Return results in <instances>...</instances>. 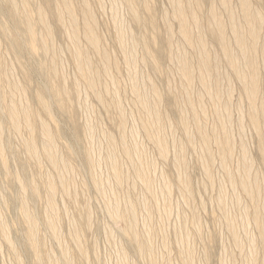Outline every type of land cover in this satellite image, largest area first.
Returning a JSON list of instances; mask_svg holds the SVG:
<instances>
[{"label": "rangeland", "instance_id": "obj_1", "mask_svg": "<svg viewBox=\"0 0 264 264\" xmlns=\"http://www.w3.org/2000/svg\"><path fill=\"white\" fill-rule=\"evenodd\" d=\"M16 1L20 14L11 11L9 0H0V21L8 26L10 39L22 44L13 47L0 28L4 77L0 83V145L7 162L4 168L0 160V264H38L37 257L39 264H263L264 233L255 226L251 213L264 206V163L258 153L260 138L249 122L250 102L236 74L238 68L245 73L250 70L244 59L246 50L237 45L233 34L234 28L239 29L248 44L249 28L242 19L240 1L223 5L220 0H200L199 9L193 5L195 12H191L189 0H134L144 20L139 25L127 0H70L79 26V48L90 58L84 65L94 76V91L78 69L69 13L64 11L61 24L48 6L53 1L61 8L62 0H27L38 40L33 52L27 45L24 0ZM85 2L100 39L99 51L93 50L84 34ZM250 2L262 19L256 67L261 78L257 104L264 107V0ZM177 3L185 6L192 45L179 31ZM36 7L45 10L52 28L49 38ZM191 13L198 23L191 21ZM217 17L225 24L224 43L219 39ZM155 33L156 43L151 47L161 66L157 72L144 51ZM42 40L49 44L46 52L41 49ZM223 47L236 60L234 66H229ZM205 55L210 61L203 65ZM185 58L192 65L189 82L180 66ZM38 93L48 101L52 116L36 99ZM12 102L20 110L32 111L31 130L25 122L19 132L13 130L6 113ZM156 114L162 116L157 124ZM41 120L56 136L53 161L43 150ZM260 121L264 123V118ZM225 134L233 143L231 157L217 141ZM204 136L210 141L205 142ZM32 138L38 145L36 157L27 150L26 143ZM157 140L165 142L161 145ZM115 168L122 173L121 180L115 177ZM243 168L249 170L247 181L256 202L239 184L246 175ZM18 178L25 183L26 194ZM48 180L53 181L55 195L47 188ZM167 182L173 186L170 191ZM27 186L38 191L33 195ZM50 199L57 203L54 210H50ZM24 203L35 220L36 252L28 245L30 225ZM129 229L144 239L143 253L127 238ZM3 232L11 237V244Z\"/></svg>", "mask_w": 264, "mask_h": 264}, {"label": "bare ground", "instance_id": "obj_2", "mask_svg": "<svg viewBox=\"0 0 264 264\" xmlns=\"http://www.w3.org/2000/svg\"><path fill=\"white\" fill-rule=\"evenodd\" d=\"M48 1V0H47ZM173 1V0H172ZM171 1V2H172ZM240 1V4H241V9H242V19H244V22L248 25V28H249V34H250V40L248 41V44H246V42H244V41H242V36L241 35H239L238 34V31H239V29H236L235 30V28H234V26L231 28V29H233L234 28V33L233 34H235V36H236V42L238 43L237 45H239V47H241L242 49H243V52L246 54V56L244 57V59H245V62H247V64H249V66H247V67H249V68H246L247 70L248 69H250L248 72H246L245 73V71L243 72L242 70H239V68L236 66V69H237V77L239 78V81L241 80V82H242V84H243V92L245 93L244 95H245V97H246V99H247V97H248V99H249V101L248 102H250V103H248V104H250V106L248 107V108H251L250 109V114H248L249 116V122H251L252 124H253V126H254V129H255V132H256V134H257V136L260 138V140H259V145H258V153L260 154V159H261V161L264 163V123H261V118H264V117H262V116H264V107H260L261 105H259V107H258V104H257V99H258V96H259V90H260V85H259V82H260V77H259V72H258V70H257V67H256V65H258L256 62V54H257V50H258V48H257V45H258V39H259V35L260 34H258L259 33V27H260V24L258 23L259 21H261L262 19H261V15H260V12H258L257 10H254L253 8H252V4H251V2H250V0H239ZM9 2L11 3V6H12V8H11V11H13L14 13H16V14H20V11H19V5H18V3H17V1L16 0H9ZM27 0H24L23 1V4H24V6H23V14H22V16H23V20H24V24H25V26H26V28H27V45H28V48L33 52V51H36L37 50V33H36V31H35V28H34V26H33V24H32V22H33V19H34V13H33V11H29L28 10V7H27ZM51 1H49V3H50ZM176 2H179L180 3V0H178V1H176ZM182 2V1H181ZM220 2H221V4H223V5H227L228 3H229V0H220ZM127 3H128V6L131 8V10H132V15H133V20L137 23V24H139L140 25V23H142V21H144V20H142L143 18H141L140 17V15H139V13H138V10H137V8L134 6V0H127ZM179 3H177V5H178V7H177V10H176V17H177V20L179 21V28H180V33H181V36H183L184 37V40H186L189 44H191L192 45V36L190 35L191 34V32H190V34H189V31H191V30H189V21H188V19H187V16H186V9H185V6H183V5H181V4H179ZM200 0H189V7H190V10H192L191 12H195V8H194V6L197 8V9H199V7H200ZM175 5V4H174ZM194 5V6H193ZM48 6L49 7H51V10H55V13H54V15H55V19L59 22V23H61V24H64V22H63V19H64V16H63V14H64V11L65 10H67V12L69 13V16H70V25H71V27H72V35H71V38L73 39V42H74V44H75V46H76V50H77V54H78V58H79V60H78V62H79V68L78 69H80V73H81V75L86 79V81H87V83L89 84V87L91 88V90L92 91H94L95 89H94V87H95V85H96V83H94V79H93V77L91 76V75H93V74H89L88 73V71H90V69L89 70H87L88 68H86L85 69V65L84 64H86L87 65V62L89 63L90 61V58H88V56L86 55V54H84L83 53V51L79 48V46H80V42H79V39H78V24H77V20H76V16H75V12H74V10L72 9V7H71V4H70V0H62V7L60 8L58 5H56V4H54V2L52 1V3H50V4H48ZM176 7V6H175ZM188 7V6H187ZM186 7V8H187ZM189 7L187 8V9H189ZM202 7V6H201ZM36 13H37V15H38V18H39V21L43 24V25H45L46 26V30H47V38H49L50 36H51V32H52V28L50 27V25H48L47 24V20H46V14H45V10H43V8L42 7H36V9L34 10ZM199 11H201V8H200V10ZM231 14V13H230ZM36 15V14H35ZM85 15L87 16L86 17V19H85V21H84V34H85V37H86V39H88V41H89V43H90V45H91V47L93 48V50H98L99 49V43H100V39H98V36H97V34L95 33V29H94V19H93V17H92V15H91V10L89 9V6H88V4L85 2ZM215 15V14H214ZM146 18H148V17H146ZM233 18V17H232ZM148 19H150V20H147L148 22H150V23H153L152 22V18H148ZM176 19V18H175ZM214 19H216V17L214 18ZM217 19H218V17H217ZM145 21H146V19H145ZM177 21V22H178ZM191 21L192 22H195V24L196 23H198V20H197V17H196V15L194 14V13H191ZM232 21V20H231ZM147 22V23H148ZM217 22H219V35H220V40L222 41V43H224V34H223V30H225V29H223V25H225V24H223V21L222 20H220V19H218L217 20ZM243 22V21H242ZM144 24V23H143ZM194 24V25H195ZM237 24V23H236ZM217 27H218V25H217ZM236 27V26H235ZM0 28H1V30L3 31V33H4V35L6 36V37H8V39H9V41L11 42V45L13 46V47H15V48H20V47H22V44L17 40V39H15V38H11L10 39V35H9V29H8V26L4 23V22H2V21H0ZM238 30V31H237ZM241 34V33H240ZM156 33L154 34V35H152L151 36V38L149 39V41L146 43V46H145V42L143 43L144 44V51H145V53H146V55L145 56H147V58H148V60L149 61H151V62H149V64H151L152 66H153V69H154V71H159L160 69H161V66L159 65V63H158V57L156 56H154V54H153V52H152V47H153V44H155L156 43V39H157V37H156ZM141 37V36H140ZM143 37V36H142ZM202 38L203 37H201V38H199V40L201 39L202 40ZM144 38H142V40H143ZM152 39V40H151ZM245 40H246V38H244ZM200 40V41H201ZM138 41V40H137ZM203 41V40H202ZM201 41V42H202ZM226 41V40H225ZM201 42H199V43H201ZM245 44H244V43ZM219 43V42H218ZM226 43V42H225ZM228 43V42H227ZM139 44V43H138ZM41 49H43L42 51H48L49 49H50V47H49V44H48V42H47V40H42L41 41ZM203 45V44H202ZM204 45H205V43H204ZM141 46V45H140ZM152 46V47H151ZM190 46V45H189ZM81 47V46H80ZM222 47V46H221ZM260 48V47H259ZM223 49H224V47H223ZM99 51V50H98ZM225 51V52H224ZM224 55H226V58L228 57V61L230 62V65L229 66H231V65H233L234 66V63H236L235 61H234V58H233V56H232V58H231V56L228 54V52L226 51V49H224ZM247 51H250L251 53H247ZM259 51V50H258ZM160 53H162V51L160 52ZM104 54H106V53H104ZM103 54V55H104ZM107 55V54H106ZM162 55V54H161ZM206 57H204L205 58V61H202V63H203V65L204 64H206L205 62H207V61H210V60H206V59H208L209 57H207L208 55H205ZM244 56V55H243ZM181 57V56H180ZM107 58V56L105 57V59ZM146 58V59H147ZM145 59V60H146ZM183 59V58H182ZM181 59V60H182ZM186 59V58H185ZM180 60V61H181ZM202 60V59H201ZM204 60V59H203ZM147 61V60H146ZM180 61H178V62H180ZM189 61H187V59L186 60H182V62H180L181 63V65L180 66H182V71H183V76L185 77V78H187L186 80H188V79H190V77H191V74L193 75V72H192V65H190L189 63H188ZM245 62H243V63H245ZM208 63H210V62H208ZM262 63H264V59L262 60ZM150 65V66H151ZM200 65H202V64H200ZM236 65H238V64H236ZM206 67H205V69H208V67H207V65H205ZM209 66V65H208ZM211 66V65H210ZM232 67V66H231ZM230 67V68H231ZM233 68H235V67H233ZM107 69V68H106ZM232 69V68H231ZM236 69H234V70H236ZM107 71H109V70H106V73H107ZM181 71V72H182ZM206 72H207V70H206ZM91 73V72H90ZM235 74V75H236ZM3 73H2V71H0V83H1V81L3 80ZM260 78V79H259ZM237 79V78H236ZM262 81V80H261ZM264 81V80H263ZM188 82H189V80H188ZM192 82V81H191ZM206 84V83H205ZM206 86V85H205ZM262 86V85H261ZM1 87V86H0ZM262 87H264V86H262ZM90 90V91H91ZM95 94V93H94ZM154 94V93H153ZM160 94V93H159ZM246 94H247V96H246ZM155 95L157 96L158 95V89H156L155 88ZM99 96V95H98ZM159 96V95H158ZM100 97V96H99ZM1 98V97H0ZM96 98V97H95ZM156 98V97H155ZM38 101H39V103H40V105H41V107L44 109V111L46 112V114H48L49 116H52V114H51V108H50V105H49V103H48V101L47 100H45L44 98H43V96L40 94V93H38V95H37V98H36ZM14 100V99H13ZM15 100H17V99H15ZM98 100H100V98H98ZM2 102H3V99H2ZM16 102V101H15ZM15 102L13 103V104H10L9 105V107L7 108V110H6V113H7V115L8 116H10V122H11V124H12V126H13V130H17L18 132L20 131L19 129H20V126H21V123H26V125L29 127V129L31 130L32 129V126H33V124L31 123V117L33 116L32 115V111H30L29 110V108H22V110H20V108L15 104ZM145 104V103H144ZM145 106V105H144ZM148 105L146 104V107H147ZM263 106V105H262ZM144 109H146L145 107H144ZM148 109V108H147ZM1 110V109H0ZM248 112V113H249ZM157 116V114L155 115V117ZM161 117L162 116H160V115H158L157 116V120H156V118H155V120H156V124L160 121L159 119H161ZM154 120V121H155ZM159 120V121H158ZM158 121V122H157ZM162 123V122H161ZM1 124H2V122H1V120H0V128H1ZM10 124V125H11ZM166 124V123H165ZM167 125V124H166ZM184 125V124H183ZM158 126V125H157ZM162 127V126H161ZM147 129V128H146ZM41 130H42V135H43V142H42V144H43V150H44V153L46 154V157L48 158V159H50L51 161H53L54 159H53V157H54V155H55V158H56V153L57 152H55L56 151V144H55V134H53V132H52V129H50V127H49V125H48V123L45 121V120H41ZM147 130H149V129H147ZM159 130V129H158ZM16 131V132H17ZM224 131V130H223ZM226 132V131H225ZM224 132V133H225ZM227 133V132H226ZM159 136V135H158ZM223 137L221 138V140H218L217 138H215V140L217 139V141H221L220 143H219V145H221V148L223 149V151L225 152V155H228V156H230V155H233V149H232V146H233V143H232V140L230 139V135L229 134H225V135H222ZM2 136H1V131H0V143H1V138ZM207 138H208V136H207ZM207 138L205 139V136H204V140H205V142H209L210 140L208 139L207 140ZM153 139V138H152ZM156 139V138H155ZM112 140V139H111ZM160 140V139H159ZM159 140H157V142L159 143L160 142V144L163 142H161V141H159ZM113 141V140H112ZM155 142V141H154ZM165 142V141H164ZM163 142V143H164ZM162 143V144H163ZM27 145H28V148H27V150L30 152V154H31V156L33 155V156H35V155H37V153H38V145L36 144V142L33 140V138L32 139H30V140H28L27 141V143H26ZM159 144V145H160ZM161 144V145H162ZM168 144V143H167ZM167 144H165V145H167ZM180 144V143H179ZM206 144H208V143H206ZM211 144V143H210ZM165 145H164V147H165ZM216 145V144H215ZM208 146V145H207ZM211 146V145H210ZM161 147V146H160ZM174 147V146H173ZM172 147V148H173ZM177 147V146H176ZM220 147V146H219ZM124 148V147H123ZM126 148V147H125ZM170 148V147H169ZM205 149H206V147H205ZM126 150H128V149H125V151ZM132 150V149H131ZM134 150V149H133ZM163 150V149H162ZM165 150V152H166V148L164 149ZM163 150V151H164ZM184 150V149H183ZM246 150V149H245ZM129 151V150H128ZM127 151V152H128ZM161 151V150H160ZM169 151V150H168ZM124 152V151H123ZM206 152L208 153V151L206 150ZM243 152V151H242ZM90 153V152H89ZM161 153H164V152H161ZM126 154V153H125ZM124 154V155H125ZM209 154H210V152H209ZM128 154H126V156H127ZM222 156L224 155L223 153L221 154ZM246 154H244V156H245ZM248 155V154H247ZM88 157L87 158H89V155H87ZM161 157H163V155H160ZM184 156V155H183ZM36 157V156H35ZM111 157V156H110ZM114 157V156H113ZM128 157V156H127ZM132 157V156H131ZM130 157V158H131ZM221 157V156H220ZM224 157V156H223ZM231 157V156H230ZM233 157V156H232ZM168 158V157H167ZM178 158V157H177ZM246 158V157H245ZM211 159H213V158H211ZM222 159V158H221ZM231 159V158H230ZM0 160H1V163H2V165H3V167L4 168H6V166H7V162H6V160H4V158H3V152H2V149H1V145H0ZM57 160V159H56ZM60 160V159H59ZM115 160H117V159H115ZM58 161V160H57ZM56 161V162H57ZM109 161H111V160H109ZM113 161V160H112ZM167 161V160H166ZM169 161V160H168ZM176 161V160H175ZM184 161V160H183ZM182 161V162H183ZM245 161V160H244ZM244 161H242V162H244ZM92 162V161H91ZM94 162V161H93ZM114 162V161H113ZM139 162V161H138ZM246 162L247 161H245V164H246ZM176 163V162H175ZM184 163V162H183ZM51 164H52V162H51ZM54 164V163H53ZM111 164V163H110ZM115 164V163H114ZM139 164V163H138ZM244 164V163H243ZM178 165V164H177ZM176 165V166H177ZM212 165V164H211ZM112 166V165H111ZM246 166V165H245ZM56 167V166H55ZM113 167H114V165H113ZM242 167H243V165H242ZM247 167V166H246ZM249 168H252V167H249ZM142 169V168H141ZM174 169V168H173ZM206 169V168H205ZM208 169V168H207ZM244 169V168H243ZM253 169V168H252ZM178 170V169H177ZM244 170H247V168H245ZM243 170V171H244ZM113 171L115 172L114 174H115V177L117 178V180H121L122 179V173L121 172H119V169H117V168H115V170L113 169ZM179 171V170H178ZM206 171V170H205ZM227 171V170H226ZM138 172H139V170H138ZM210 172H212V171H210ZM207 173V172H206ZM229 172H227V174H228ZM252 173V172H251ZM144 173H142V175H143ZM211 174V173H210ZM245 174L247 175H243L244 176V179L242 178H240L241 180H240V182H239V184L241 185V189H243V192L245 193V194H247L248 195V197H250V198H252L253 200L252 201H254V202H256V200L254 199V198H256L255 197V193H254V190H253V188H252V184L251 183H249L247 180L249 179V178H247L249 175V170H247V171H245ZM141 175V174H140ZM238 175V177L240 176V174H237ZM242 175V174H241ZM145 176V175H144ZM147 176V175H146ZM179 176H180V174H179ZM178 176V177H179ZM207 176H208V174H207ZM114 177V178H115ZM228 177H229V175H228ZM234 177V176H233ZM254 177H255V174H254ZM258 177V176H257ZM115 178V179H116ZM141 178V177H140ZM150 178V177H149ZM211 179H212V177H210ZM138 180V179H137ZM166 180V179H165ZM178 180V179H177ZM210 180V179H209ZM49 181V180H48ZM60 181V180H59ZM140 181V180H139ZM143 181V180H142ZM182 181V180H181ZM250 181V180H249ZM256 181V180H255ZM260 181V180H259ZM17 182L20 184V188L24 191V193H25V190H26V188H25V186L26 185H24L25 183L21 180V179H17ZM117 182V181H116ZM183 182V181H182ZM210 182H211V180H210ZM257 182H258V180H257ZM17 183V184H18ZM48 183V186H47V188L51 191V193L52 194H56L55 193V191H56V189H55V186L53 185V181L51 182V181H49V182H47ZM61 183H63V182H61ZM184 183V182H183ZM213 183V182H212ZM260 183V182H259ZM118 184H119V182H118ZM148 184H149V182H148ZM151 184H152V182H151ZM171 184V183H170ZM185 184V183H184ZM232 184H234L233 182H232ZM261 184V183H260ZM259 184V185H260ZM182 185V184H181ZM62 186V185H61ZM148 186V185H147ZM164 186H165V184H164ZM166 186L168 187V189H169V191L171 190V189H173L170 185H169V183L167 182V184H166ZM186 186V185H185ZM255 186V185H254ZM28 187V186H27ZM191 187V186H190ZM235 188H236V186H234ZM258 187V189L260 188L259 186H257ZM29 189H31V191L33 192V195H35L36 194V192L38 191V189L36 188V187H28ZM96 188H97V186H96ZM149 188V187H148ZM189 188V187H188ZM66 189V188H65ZM167 189V188H166ZM180 189V188H179ZM182 189V188H181ZM255 189H256V187H255ZM151 191H152V188L150 189ZM183 190V189H182ZM188 190V189H187ZM223 190V189H222ZM98 191V190H97ZM168 191V192H169ZM181 191V190H180ZM189 191V190H188ZM235 191V190H234ZM264 191V190H263ZM149 192V191H148ZM257 192V191H256ZM260 191H258V193H259ZM172 193V192H171ZM189 193V192H188ZM26 194V193H25ZM149 194V193H148ZM185 194V193H184ZM191 194V193H190ZM192 194H194V193H192ZM261 194V193H260ZM167 195V194H166ZM183 195V194H182ZM258 195V194H257ZM169 196H171V195H169ZM184 196V195H183ZM187 196H188V194H187ZM192 196V195H191ZM259 196V195H258ZM247 197V196H246ZM260 197V196H259ZM52 198H55V197H52ZM169 198V197H168ZM187 199H189V198H187ZM192 199V198H191ZM249 199V198H248ZM259 199V198H258ZM51 201H49V205H50V210H54L55 209V206L57 205V203H55V201L53 200V199H50ZM168 200V199H167ZM260 200V199H259ZM166 201V200H165ZM184 201H185V199H184ZM251 201V200H250ZM168 202V201H167ZM253 202V203H254ZM260 202V201H259ZM119 203V202H118ZM25 204V203H24ZM120 204V203H119ZM147 204V203H146ZM155 204V203H154ZM186 205V204H185ZM189 205V204H188ZM187 205V206H188ZM110 206V205H109ZM119 206V205H118ZM203 206H204V204H203ZM256 206V204L254 205V207L253 208H256L255 207ZM259 206V205H258ZM25 207H27V204H25V206L23 207V210L25 211V215H26V219H27V221L29 222V225H30V227H29V232H28V245H29V248L30 249H32V250H35L34 252H36V248H37V240H36V238H35V234H33L32 232H33V217L34 216H32V214H30V213H27L26 211V209H25ZM57 207V206H56ZM117 207V206H116ZM133 207V206H132ZM135 207V206H134ZM190 207V206H189ZM27 209H28V207H27ZM133 209V208H132ZM131 209V210H132ZM151 209V208H150ZM169 209V208H168ZM146 210V209H145ZM23 211V212H24ZM151 211V210H150ZM56 212V211H55ZM168 212H169V210H168ZM247 212V211H246ZM249 212V211H248ZM51 213H53L54 214V211H52ZM131 213H134V212H132L131 211ZM158 213V212H157ZM160 213H158V215H159ZM134 215V214H133ZM247 215V214H246ZM251 215H252V220L254 221V224H255V226L256 227H258V229L260 230V232L261 233H264V206H263V208H262V206H261V208L259 207V208H256L254 211H253V214L251 213ZM250 215V216H251ZM170 216V215H169ZM134 217H136V216H134ZM248 217V216H247ZM194 218H195V216H194ZM194 220V219H193ZM35 221V220H34ZM195 221V220H194ZM38 222V221H37ZM36 222V223H37ZM49 222V229H50V227L52 228V226H53V220H51V221H48ZM192 222V221H191ZM199 222H200V220H199ZM198 221L196 222V223H199ZM4 224V223H3ZM35 224V223H34ZM185 225H186V223H184ZM28 225V224H27ZM184 226V225H183ZM186 227V226H185ZM6 228V227H5ZM5 228H3V229H5ZM133 228H135V227H133ZM198 228V227H197ZM200 228V227H199ZM202 228V227H201ZM7 229V228H6ZM54 229H56V227L54 228ZM203 229V228H202ZM130 230V229H129ZM137 230V229H136ZM6 231V230H5ZM8 231V230H7ZM200 231V230H199ZM5 232H3L2 234H4ZM147 232H145V234H146ZM6 234V233H5ZM4 234V236H6L5 238H7L6 240L7 241H9L10 239H8V238H11V237H8L7 235H5ZM54 234H55V232H54ZM59 234V233H58ZM9 235V234H8ZM36 235H38V234H36ZM126 235L128 236L127 238L129 239V241H134L138 246H139V251H140V254L141 253H143V251H144V248H143V245H141V241H143V240H140V236H139V233L137 232V231H135V229H132V230H130V231H128V232H126ZM144 235V234H143ZM142 235V236H143ZM253 235V234H252ZM56 235H54V237H55ZM60 237V236H59ZM77 237H80V236H77ZM76 237V239H77V241L78 240H80V238H77ZM254 238V237H253ZM58 239V238H57ZM149 240V239H148ZM254 240V239H253ZM77 241H75V242H77ZM58 242V241H57ZM79 242V241H78ZM148 242V241H147ZM255 242V241H254ZM262 242H263V248H264V237H262ZM9 243H10V241H9ZM256 243V242H255ZM11 244V243H10ZM76 244H79V243H76ZM143 244V243H142ZM150 245V244H149ZM255 245V244H254ZM63 247V246H62ZM252 247H254V246H252ZM61 248V247H60ZM65 248V247H64ZM80 248V247H79ZM81 249V248H80ZM152 249V248H151ZM150 249V250H151ZM146 250V249H145ZM40 251V250H39ZM254 251V250H253ZM64 252L66 253L67 252V250L65 251L64 250ZM256 252V251H255ZM264 252V251H263ZM36 254V253H35ZM38 254V253H37ZM85 254V253H84ZM125 254V253H124ZM67 255V254H66ZM145 255V254H144ZM149 255V254H148ZM254 255H256L255 253H254ZM253 255V256H254ZM125 256V255H124ZM123 256V257H124ZM249 257V256H248ZM256 257V256H255ZM261 257H263L262 259V262H263V264H264V253H263V256H261ZM260 257V258H261ZM122 258V257H121ZM251 259V258H250ZM36 261H37V263L39 264L40 263V261H41V259H40V257H37L36 258ZM66 261V260H65ZM69 263H70V261L69 260H67ZM122 261V260H121ZM157 261V260H156ZM67 262V263H68ZM260 262V261H259ZM154 263V262H153ZM152 263V264H153ZM255 263V262H254ZM253 263V264H254ZM258 263V262H257ZM262 264V263H261Z\"/></svg>", "mask_w": 264, "mask_h": 264}]
</instances>
